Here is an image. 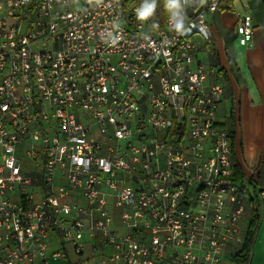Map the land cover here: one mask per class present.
Listing matches in <instances>:
<instances>
[{"label": "built area", "instance_id": "1", "mask_svg": "<svg viewBox=\"0 0 264 264\" xmlns=\"http://www.w3.org/2000/svg\"><path fill=\"white\" fill-rule=\"evenodd\" d=\"M157 1L141 19L154 0H0V264H98L88 240L109 264H223L244 247L264 189L236 179L224 87L199 58L229 0H181L182 33L174 9L152 23ZM236 15L250 48L255 18Z\"/></svg>", "mask_w": 264, "mask_h": 264}, {"label": "crops", "instance_id": "2", "mask_svg": "<svg viewBox=\"0 0 264 264\" xmlns=\"http://www.w3.org/2000/svg\"><path fill=\"white\" fill-rule=\"evenodd\" d=\"M238 3L240 9L252 13L256 21L254 45L243 50L241 63L235 52V44L238 42L235 5ZM210 23V43L198 39L201 43L199 58L212 70L216 81L224 87L225 99L221 106L220 119L225 122L230 133L232 130L236 133L233 149L236 179L248 189L249 185H253L252 192L255 194V187L263 188L258 181L264 156V0H236L233 11L221 8L211 17ZM226 101L231 106L229 117L226 116L224 107ZM99 140L104 141V138L99 137ZM41 164L42 161L27 159L24 165L26 173L37 180L40 177ZM240 175L243 177L240 178ZM57 183L65 184V181L59 177ZM128 184L134 186L135 182L130 180ZM73 201L84 204L80 195ZM112 213V229L120 234L126 233L120 211L114 210ZM255 213L256 211L248 212L243 219L242 230L245 238ZM257 214L259 224L247 264H264V200H260ZM240 251L236 248L229 249L223 264H242L238 258ZM85 253L98 264H109V260L103 259L110 257L113 250L101 248L99 240H88Z\"/></svg>", "mask_w": 264, "mask_h": 264}, {"label": "trees", "instance_id": "3", "mask_svg": "<svg viewBox=\"0 0 264 264\" xmlns=\"http://www.w3.org/2000/svg\"><path fill=\"white\" fill-rule=\"evenodd\" d=\"M145 0H134V4H138V3H143ZM236 0H229V2H227L226 4L224 3L221 8L222 9H228L233 11V4ZM156 13L155 15L152 17V23L154 25H160L163 26L167 17V0H159L156 2ZM226 95L228 96V93L226 92ZM231 144H232V149H235V133L231 132ZM243 175H240V178H242ZM258 224H259V215L256 213L253 216V219L251 221V224L249 226L246 238H245V244L244 247L242 248V250L238 253V258L240 260V262L242 264H247L250 254H251V249H252V245L254 242V237L256 234V231L258 229Z\"/></svg>", "mask_w": 264, "mask_h": 264}, {"label": "clouds", "instance_id": "4", "mask_svg": "<svg viewBox=\"0 0 264 264\" xmlns=\"http://www.w3.org/2000/svg\"><path fill=\"white\" fill-rule=\"evenodd\" d=\"M184 2L187 4L190 2V0H184ZM203 2V0H201ZM167 6L169 9H174L176 11L172 12V22L171 26L173 29L177 32H183L185 30V17L180 12V6H181V0H167ZM155 7V0L151 6H146L143 8V10L140 13V18L145 19L148 17V15L154 10Z\"/></svg>", "mask_w": 264, "mask_h": 264}, {"label": "rangeland", "instance_id": "5", "mask_svg": "<svg viewBox=\"0 0 264 264\" xmlns=\"http://www.w3.org/2000/svg\"><path fill=\"white\" fill-rule=\"evenodd\" d=\"M235 10H236L237 13L244 12L243 10L240 9V5H239V3L235 5ZM240 10H241V11H240ZM40 47H41L40 44L35 45V48H40ZM244 49H245V48L241 47V46L239 45L238 42L235 44V50H236L235 52H236V55H237L238 60H240V63L242 62V59H243V50H244ZM240 65H242V64H240ZM228 66H229V65H228ZM224 107H225V109H226V116L229 117L230 114H231V106H229L228 102L226 101V102L224 103ZM223 115H224V113H223ZM223 117H224V116H223ZM97 131H98V127L95 126V127H94V132L97 133ZM23 149H24L23 144H19V145L17 146L16 157H17L18 159L23 160V161L25 162L26 159L23 157ZM260 173H261V174H260V179H259V181H258V182H259L258 184L261 185V186L264 188V156H263L262 168H261V172H260ZM248 187H249V189H250L251 191H254V187H253V185H249Z\"/></svg>", "mask_w": 264, "mask_h": 264}, {"label": "flooded vegetation", "instance_id": "6", "mask_svg": "<svg viewBox=\"0 0 264 264\" xmlns=\"http://www.w3.org/2000/svg\"><path fill=\"white\" fill-rule=\"evenodd\" d=\"M232 132H234V130H232ZM235 133V132H234ZM235 136H236V133H235Z\"/></svg>", "mask_w": 264, "mask_h": 264}]
</instances>
